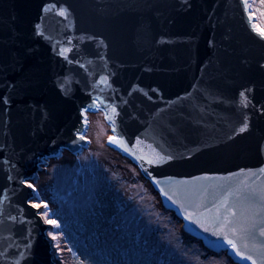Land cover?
<instances>
[{
  "label": "water",
  "instance_id": "1",
  "mask_svg": "<svg viewBox=\"0 0 264 264\" xmlns=\"http://www.w3.org/2000/svg\"><path fill=\"white\" fill-rule=\"evenodd\" d=\"M246 2L0 0V264H56L29 181L88 145L96 109L186 233L264 264V37Z\"/></svg>",
  "mask_w": 264,
  "mask_h": 264
},
{
  "label": "rangeland",
  "instance_id": "2",
  "mask_svg": "<svg viewBox=\"0 0 264 264\" xmlns=\"http://www.w3.org/2000/svg\"><path fill=\"white\" fill-rule=\"evenodd\" d=\"M247 3L264 32V0ZM87 121L88 145L76 154L63 149L29 181L36 195L33 203L40 204L47 223L54 221L47 209L67 220L91 212L97 222L89 247L95 255L92 264H105L113 246L122 252L121 264H235L225 251H210L200 240L184 235L182 220L162 205L138 165L107 143L110 124L101 109L89 110ZM49 224L55 262L66 264L65 251L56 243L55 224Z\"/></svg>",
  "mask_w": 264,
  "mask_h": 264
},
{
  "label": "trees",
  "instance_id": "3",
  "mask_svg": "<svg viewBox=\"0 0 264 264\" xmlns=\"http://www.w3.org/2000/svg\"><path fill=\"white\" fill-rule=\"evenodd\" d=\"M262 8L263 7L261 6L260 9ZM250 9L252 10V7H250ZM256 11L258 12V10ZM103 201L104 200H101L102 203H105V201ZM104 206L107 205L105 204ZM47 211L55 221V232L57 233L56 243L65 251L68 259V263L66 264H92L95 255L93 254V250L89 247H92L93 245V234L95 233V229H97V222H94L92 213L89 212L82 219L67 220L61 218V216L56 214L54 210L47 209ZM110 215L111 214H109L108 217L112 218ZM182 231L185 236L187 235L192 237L184 230ZM106 256L107 258H105V264H121L124 259L122 258V252L115 246L109 249V253L106 254Z\"/></svg>",
  "mask_w": 264,
  "mask_h": 264
},
{
  "label": "snow or ice",
  "instance_id": "4",
  "mask_svg": "<svg viewBox=\"0 0 264 264\" xmlns=\"http://www.w3.org/2000/svg\"><path fill=\"white\" fill-rule=\"evenodd\" d=\"M246 7H247V2H246V5H245ZM59 14L60 15H65L66 13H65V11L63 10V9H61L60 10V12H59ZM251 18V17H250ZM261 35H262V37H264V32H261L260 33ZM68 51V49H65L64 50V52H67ZM64 53L62 52L61 53V55H63ZM244 95V93H241V96H243ZM113 111H114V109H113ZM246 127H247V125H245L244 127H242L241 129H240V131L241 132H243L245 129H246ZM81 138H83V137H81ZM109 142H116V141H114V139L112 138V137H109ZM125 150H127V149H125ZM159 159H163V157H160ZM149 163H153V161H149ZM261 172H264V169H261L260 170ZM165 195H167L166 193H165ZM49 223H52V224H55V221H49ZM260 235L261 236H264V227H262L261 229H260ZM54 240L56 239V237L55 236H53L52 237ZM228 243L229 244H231L232 245V247L235 249L236 248V244L232 241V240H229L228 241ZM238 254H240V253H238ZM240 255H242V254H240ZM247 259H249V260H251L252 259V257H250V256H248V257H246ZM252 264H256V262L253 260L252 261Z\"/></svg>",
  "mask_w": 264,
  "mask_h": 264
}]
</instances>
